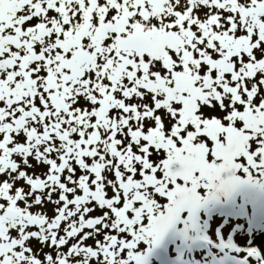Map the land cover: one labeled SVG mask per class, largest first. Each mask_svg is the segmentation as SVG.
<instances>
[{"label": "snow or ice", "instance_id": "snow-or-ice-1", "mask_svg": "<svg viewBox=\"0 0 264 264\" xmlns=\"http://www.w3.org/2000/svg\"><path fill=\"white\" fill-rule=\"evenodd\" d=\"M262 178L264 0H0V264H149Z\"/></svg>", "mask_w": 264, "mask_h": 264}, {"label": "rangeland", "instance_id": "rangeland-1", "mask_svg": "<svg viewBox=\"0 0 264 264\" xmlns=\"http://www.w3.org/2000/svg\"><path fill=\"white\" fill-rule=\"evenodd\" d=\"M36 171L39 173L40 169ZM262 180H264V178H262ZM247 189L248 192L243 193V191ZM239 190L242 192V197H261L264 199V191L256 187H251L249 189V186H243L239 188ZM233 193L236 194L235 191ZM233 193L227 196L220 195L219 200L212 201L199 209L195 227H193L192 222L188 220L187 213H182L181 219L177 222L175 228L170 230L160 246L154 249L153 254L149 258V264H202L203 257H207V251L202 243H207L205 240L210 238L217 243L216 247L218 250L215 252L219 251L221 253V255H217L214 258L216 261L213 259L216 263L219 261V263L225 264L223 262V259H225L227 264H264V236L249 237L246 232L241 231V227H236L234 224L226 226V232H224L223 237L226 245L219 244L215 237H218L219 230L223 231L224 226L222 222L216 220L223 218L218 212L220 207L238 203V197ZM47 209H52V206L49 205ZM51 215L52 212H50V216ZM205 223H208V225L205 226ZM213 223H217L219 228L212 226L211 224ZM201 224L202 228L200 227ZM186 228L187 233L185 235ZM203 229H205V232ZM206 237H208V239ZM87 243L92 244L93 241L89 240ZM189 243L195 245L192 254L191 251L187 249ZM179 245H181L183 247L182 249L185 251L182 250L178 252L177 247ZM144 248L146 249L147 245H144ZM252 250H255L256 254L249 255V252Z\"/></svg>", "mask_w": 264, "mask_h": 264}, {"label": "bare ground", "instance_id": "bare-ground-1", "mask_svg": "<svg viewBox=\"0 0 264 264\" xmlns=\"http://www.w3.org/2000/svg\"><path fill=\"white\" fill-rule=\"evenodd\" d=\"M251 187H249L250 189ZM236 194L233 193L238 200H236L237 204L233 205H225L221 206L220 210H218L219 215L222 216L223 218L216 219L218 222L223 223V231H218V237H216L217 241L221 245H226V243L223 240L224 237V232H226V226L228 225H234L236 227H241V231L246 232L248 236H264V199L263 198H245L241 196V191L237 189ZM248 189L243 191V193H247ZM203 194L206 196L207 195V190L205 189L203 191ZM215 218V217H214ZM208 223H205V226H207ZM212 226L218 227L217 223L211 224ZM202 228V224L200 226ZM219 228V227H218ZM205 232V229H203ZM208 239V237H206ZM205 242L209 243L210 250L214 249V253L216 255H221V253L215 252L217 249L216 245L217 243L213 241L211 238L208 240H205ZM216 243V244H214ZM202 245H205L203 242ZM228 245V243H227ZM194 246L192 243L188 244V251H191V254L194 251ZM181 245L177 247L178 252H181L183 249ZM185 251V250H183ZM187 251V252H188ZM207 257H203L202 264H216L215 261L212 259L213 255H211L208 251L206 253ZM223 262L227 264L226 260L223 259Z\"/></svg>", "mask_w": 264, "mask_h": 264}, {"label": "trees", "instance_id": "trees-1", "mask_svg": "<svg viewBox=\"0 0 264 264\" xmlns=\"http://www.w3.org/2000/svg\"><path fill=\"white\" fill-rule=\"evenodd\" d=\"M46 210H47V212H49V213H50V210H51V209H46ZM33 246H34V247H38V245H36V243H35V242H33ZM45 251H48V249H45Z\"/></svg>", "mask_w": 264, "mask_h": 264}]
</instances>
